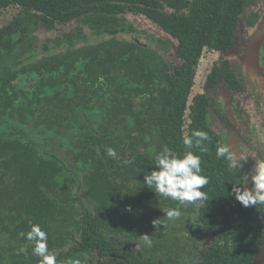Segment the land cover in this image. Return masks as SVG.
I'll return each instance as SVG.
<instances>
[{"label": "trees", "instance_id": "trees-1", "mask_svg": "<svg viewBox=\"0 0 264 264\" xmlns=\"http://www.w3.org/2000/svg\"><path fill=\"white\" fill-rule=\"evenodd\" d=\"M255 2L0 0V17L13 13L0 27V264H39L21 235L30 222L46 232L58 264L161 263L171 235L162 226L174 221L163 210L178 202L145 186L144 175L165 146L182 156L183 137L203 130L208 151L192 149L209 181L199 204L225 195L223 142L205 96H191L199 59L231 43ZM130 15L168 38H122L138 34ZM204 254L201 264L240 263L239 252L233 260L223 249Z\"/></svg>", "mask_w": 264, "mask_h": 264}, {"label": "flooded vegetation", "instance_id": "flooded-vegetation-1", "mask_svg": "<svg viewBox=\"0 0 264 264\" xmlns=\"http://www.w3.org/2000/svg\"><path fill=\"white\" fill-rule=\"evenodd\" d=\"M259 31L262 37L252 48ZM209 51L217 58L195 95L205 96L208 123L223 144L237 157L247 159L242 168L229 169L225 195L216 193L221 197L209 199L205 207H181L178 219L165 220L163 230L171 235L160 245V264H201L205 250L210 248L229 251L230 260L239 252V264H264V206L244 207L232 194L233 185L251 187L254 161L264 158V0H256L250 7L230 44L221 50L206 49L205 53ZM125 244L118 241L122 251L139 252L136 243ZM97 264L111 261L101 258Z\"/></svg>", "mask_w": 264, "mask_h": 264}, {"label": "clouds", "instance_id": "clouds-1", "mask_svg": "<svg viewBox=\"0 0 264 264\" xmlns=\"http://www.w3.org/2000/svg\"><path fill=\"white\" fill-rule=\"evenodd\" d=\"M211 140L208 132L194 130L190 136L183 137L186 150L182 156L165 146L154 158L155 167L144 175L145 186L164 199L178 202L176 208L163 210L169 220L180 217V207L203 203L207 199L201 188L208 184V177L202 175L201 157L194 154L192 149L198 148L200 152H207L208 148L204 142L211 143ZM106 155L116 158L117 152L114 148L108 147ZM216 157L226 160L230 170L242 168L243 162L247 159L237 157L230 146L223 143L216 145ZM250 184V188L233 185L232 194L244 207L264 206V158H257L254 161ZM128 210H131L130 207ZM152 223L155 228L160 226L156 219ZM21 235L31 242L34 254L39 257V264H58L55 254L49 251L47 234L38 224L30 222L29 231ZM142 241L149 247L152 244L148 234L142 236Z\"/></svg>", "mask_w": 264, "mask_h": 264}, {"label": "rangeland", "instance_id": "rangeland-1", "mask_svg": "<svg viewBox=\"0 0 264 264\" xmlns=\"http://www.w3.org/2000/svg\"><path fill=\"white\" fill-rule=\"evenodd\" d=\"M12 16H13V13H9L7 15L0 17V27L3 26L5 23L9 22L12 19ZM129 19L134 22L135 26L137 27V29L139 31H138V34L123 35L122 38H124V39H126V38L131 39V38L139 37L142 41L151 43L152 40L154 41L158 37L168 38V36H166L163 33V31H161L155 24L145 20L141 16L130 15ZM261 37H262V34H261L260 38ZM96 41H98V39H96V38L91 39V42H96ZM172 42H173V44L176 43V41H174V40ZM215 57L217 58V56L214 55L213 51H209V53L208 52L204 53L203 57H201L199 59V62L196 65V71L197 72H196L195 85L193 88V93H192L191 98L197 92H199V89L202 87V85L204 83L205 75H206L207 71L210 69L212 60ZM250 64L252 66L253 62L250 61ZM191 98H190V101H191Z\"/></svg>", "mask_w": 264, "mask_h": 264}, {"label": "water", "instance_id": "water-1", "mask_svg": "<svg viewBox=\"0 0 264 264\" xmlns=\"http://www.w3.org/2000/svg\"><path fill=\"white\" fill-rule=\"evenodd\" d=\"M260 36H261V32L259 31L253 38V46H252V48H254L255 44H257V42L259 41ZM256 52H257V50H256ZM252 53H253V51L251 49L250 56H249V58H250L249 61L250 60L252 61V55H253Z\"/></svg>", "mask_w": 264, "mask_h": 264}]
</instances>
